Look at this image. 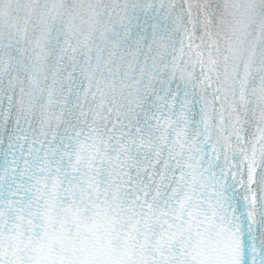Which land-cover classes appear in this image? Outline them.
<instances>
[{
	"label": "snow or ice",
	"instance_id": "obj_1",
	"mask_svg": "<svg viewBox=\"0 0 264 264\" xmlns=\"http://www.w3.org/2000/svg\"><path fill=\"white\" fill-rule=\"evenodd\" d=\"M0 264H264V0H0Z\"/></svg>",
	"mask_w": 264,
	"mask_h": 264
}]
</instances>
